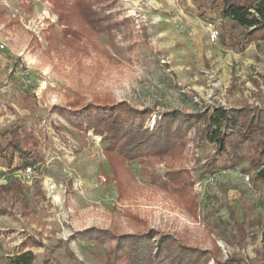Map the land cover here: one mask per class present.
Instances as JSON below:
<instances>
[{
  "label": "rangeland",
  "instance_id": "rangeland-1",
  "mask_svg": "<svg viewBox=\"0 0 264 264\" xmlns=\"http://www.w3.org/2000/svg\"><path fill=\"white\" fill-rule=\"evenodd\" d=\"M68 1L61 20L48 0H0V132L19 123L40 142L30 165L16 158L15 167L22 166L16 172L0 159V209L8 211L0 215V264L20 256L30 238L43 244L24 250L33 252L32 264H105L113 242L107 233L134 234L144 223L190 246L218 247L222 261L257 260L264 227V178L257 174L264 157L252 143L264 132L229 157L207 139L198 141L194 130L182 157L128 162L120 190L103 137L79 130L54 107L127 102L155 110L153 129L167 111L230 109L245 100L264 106V40L250 42L213 0H112L104 13L121 23L112 41L83 25ZM210 22L220 31L216 43ZM239 168L252 173L255 196L235 175ZM184 170L191 194L170 188L166 176ZM15 181L19 199L11 192ZM242 221L249 235L244 246L237 243Z\"/></svg>",
  "mask_w": 264,
  "mask_h": 264
},
{
  "label": "trees",
  "instance_id": "trees-1",
  "mask_svg": "<svg viewBox=\"0 0 264 264\" xmlns=\"http://www.w3.org/2000/svg\"><path fill=\"white\" fill-rule=\"evenodd\" d=\"M48 1L52 2L55 11L60 13V19L63 20L69 1ZM71 2L76 17L83 25L95 33L107 34L113 41V36L121 23L115 21L111 13H104L105 6L110 5L112 0H72ZM213 3L221 5L224 16L243 28V35L250 42L264 40V0H221L220 2L213 0ZM252 10L255 11V16H252ZM254 82L260 96L263 97L260 83L258 80ZM54 109L55 113L63 116L79 130L85 132L93 130L103 137L106 143L104 153L120 190L124 187L128 162L182 157L187 145V137L194 130L198 141L207 139L217 145L220 153L226 152L229 157L259 132H264V106L251 104L247 100L240 106L230 109L220 106L212 110L204 108L199 112L191 113H183L179 110L167 111L156 121L153 129L148 127V122L155 110L152 108L140 110L127 102L107 103L100 108L90 104L76 111L58 106ZM39 145L40 142L33 130L27 132L23 126L15 123L0 132V159L9 170L16 172L22 169L21 165L15 167L16 158L19 156L23 159V167L30 165ZM252 148L260 157H264V138L252 143ZM257 161L253 166L254 171L259 170L261 166V158ZM218 163L219 160L214 159L213 167ZM184 171H187L186 175L184 172H169L166 176L170 188L191 194L193 185L191 176L188 170ZM257 177L264 178V172L260 171ZM19 186L20 184L15 181L11 188V192L17 195L16 199L22 197ZM189 208L195 213L197 207L194 200ZM7 213V209H0V215ZM144 225L146 228L145 223ZM144 228L134 234L109 231L107 235L113 239V242L105 253V264H212L214 259L216 264H235L233 260L222 261L218 258L221 251L218 247L212 252L203 250L184 244L175 236L161 230L146 228L149 229L146 231ZM248 237L246 224L243 221L238 223V245H246ZM42 245L41 242L30 238L22 244L21 251L27 247ZM256 253L258 259L248 264H264V248L262 252L257 250ZM34 259L33 252L28 251L11 260L9 264H32ZM52 261V259H44L41 264H52Z\"/></svg>",
  "mask_w": 264,
  "mask_h": 264
},
{
  "label": "built area",
  "instance_id": "built-area-1",
  "mask_svg": "<svg viewBox=\"0 0 264 264\" xmlns=\"http://www.w3.org/2000/svg\"><path fill=\"white\" fill-rule=\"evenodd\" d=\"M208 30H209V35H210L211 42L216 43L219 40L220 31L216 28V26L214 25L213 22H210L208 24ZM27 169H29V171H30V168H27ZM234 173L236 174V176L241 177L244 180V182H246V183H250L251 182V178L252 177L250 175L243 174L241 172V170L236 169V170H234ZM26 177L27 178L31 177L29 172H28V174H26ZM211 180H213V178Z\"/></svg>",
  "mask_w": 264,
  "mask_h": 264
},
{
  "label": "crops",
  "instance_id": "crops-1",
  "mask_svg": "<svg viewBox=\"0 0 264 264\" xmlns=\"http://www.w3.org/2000/svg\"><path fill=\"white\" fill-rule=\"evenodd\" d=\"M254 41H261V40H254ZM253 42V41H252ZM259 91V90H258ZM239 170H240V168H239ZM241 171H243V170H241ZM244 172V171H243ZM242 172V173H243ZM253 172H255V171H253ZM243 174H246L245 172L243 173ZM250 174H252V173H247V175H250ZM236 175V174H235ZM252 178H253V175L251 176ZM252 178H251V182L250 183H246V182H244V180H242L241 182H242V184H244V186L246 187V188H248V189H253L254 190V196H255V194H257L256 192V190H255V186L253 185V184H251L252 183ZM240 179H242V178H240ZM263 233H264V227H263V229H262V231L258 234V240H257V246H258V248H259V251H263V248H264V243H263ZM248 239H249V237H248ZM29 248V247H28ZM27 249V248H26ZM28 251H30V250H28ZM27 250H26V252H28ZM22 253H24L25 251H21ZM255 261V260H254ZM249 263V262H248Z\"/></svg>",
  "mask_w": 264,
  "mask_h": 264
}]
</instances>
